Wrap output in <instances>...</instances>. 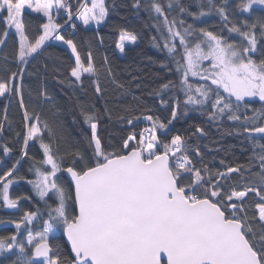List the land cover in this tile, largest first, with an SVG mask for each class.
<instances>
[{"label": "snow or ice", "instance_id": "obj_1", "mask_svg": "<svg viewBox=\"0 0 264 264\" xmlns=\"http://www.w3.org/2000/svg\"><path fill=\"white\" fill-rule=\"evenodd\" d=\"M0 207V264H264V0H0Z\"/></svg>", "mask_w": 264, "mask_h": 264}, {"label": "trees", "instance_id": "obj_2", "mask_svg": "<svg viewBox=\"0 0 264 264\" xmlns=\"http://www.w3.org/2000/svg\"><path fill=\"white\" fill-rule=\"evenodd\" d=\"M73 3H75V0H73ZM36 15V14H33ZM131 19V18H130ZM112 22H119V17L113 16L111 18ZM62 22V21H60ZM79 27V31L75 35V39L77 40L78 44H81V46L86 50L88 43H91L93 46V50L96 55L97 62H100L102 57L104 55H107L113 64V66L119 71L122 77H125L126 79H130V77L127 75L129 72L133 74H140L142 73L145 77H150L152 73L158 71L157 67L150 64L148 61V57H157L159 54L157 53L156 49L151 47L150 43L147 39V33L141 32V39L139 40V44L134 45L132 47H127L128 51L123 56H120L117 52V49L115 48V42L118 40V34L114 33L111 30V24L107 27H102L100 31V35L104 37V44L103 46L98 47L97 46V40H96V28H89L85 29L83 25L76 22ZM130 28H135L137 32H140V28L137 25V22L135 20H132V23L128 25ZM69 32L65 33V35H69ZM56 44L57 42H50ZM12 47L11 41L9 42V48ZM65 46H56L53 48H48V52H52L54 54H59L63 59H68V54L64 51ZM134 49V50H133ZM40 60L43 63L52 64L53 61L48 59L46 56H42ZM35 63V62H34ZM49 84L55 85V81L49 78ZM59 87V86H56ZM147 92V89H145V94ZM12 114L18 119L19 115L15 108L12 110ZM179 127V126H178ZM24 170L22 169V172ZM13 196L20 194V193H29L31 194V188L29 185H27L24 182H20L18 185H14L10 189ZM23 208H31L33 205L29 202H24L22 205ZM5 215H11L13 217H18L22 215V212L14 209L13 212H6L4 211L3 207H0V217Z\"/></svg>", "mask_w": 264, "mask_h": 264}, {"label": "rangeland", "instance_id": "obj_3", "mask_svg": "<svg viewBox=\"0 0 264 264\" xmlns=\"http://www.w3.org/2000/svg\"><path fill=\"white\" fill-rule=\"evenodd\" d=\"M78 23H80V22L78 21ZM90 28H96V26L93 24V25H91ZM132 46H134V45H128L127 47H132ZM65 47H66V46H65ZM117 52H118V54H119L120 56H123V54H120L118 50H117ZM4 210H5V211H11V210H13V209H5V208H4ZM9 217H11V216L8 215L7 217H3V218H4V219H7V218H9ZM12 231H14V225H3V224H0V235L9 234V233H11Z\"/></svg>", "mask_w": 264, "mask_h": 264}, {"label": "flooded vegetation", "instance_id": "obj_4", "mask_svg": "<svg viewBox=\"0 0 264 264\" xmlns=\"http://www.w3.org/2000/svg\"><path fill=\"white\" fill-rule=\"evenodd\" d=\"M5 211V210H4ZM14 211V209L13 210H11V211H6V212H13ZM8 215H5V216H2V217H0V218H3V217H7ZM9 216H11V215H9ZM12 218H16V217H13V216H11Z\"/></svg>", "mask_w": 264, "mask_h": 264}, {"label": "built area", "instance_id": "obj_5", "mask_svg": "<svg viewBox=\"0 0 264 264\" xmlns=\"http://www.w3.org/2000/svg\"><path fill=\"white\" fill-rule=\"evenodd\" d=\"M75 22H78V21H75Z\"/></svg>", "mask_w": 264, "mask_h": 264}]
</instances>
